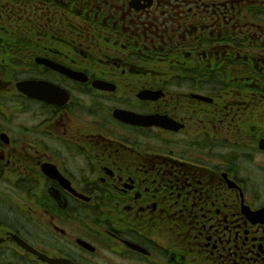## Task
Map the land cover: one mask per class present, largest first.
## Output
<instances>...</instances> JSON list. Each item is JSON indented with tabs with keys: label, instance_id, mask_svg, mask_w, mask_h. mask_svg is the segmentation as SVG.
Here are the masks:
<instances>
[{
	"label": "flooded vegetation",
	"instance_id": "1",
	"mask_svg": "<svg viewBox=\"0 0 264 264\" xmlns=\"http://www.w3.org/2000/svg\"><path fill=\"white\" fill-rule=\"evenodd\" d=\"M1 195L0 264H264V0H0Z\"/></svg>",
	"mask_w": 264,
	"mask_h": 264
},
{
	"label": "water",
	"instance_id": "2",
	"mask_svg": "<svg viewBox=\"0 0 264 264\" xmlns=\"http://www.w3.org/2000/svg\"><path fill=\"white\" fill-rule=\"evenodd\" d=\"M18 243L23 249H29V247L27 245H24L21 241H19Z\"/></svg>",
	"mask_w": 264,
	"mask_h": 264
},
{
	"label": "rangeland",
	"instance_id": "3",
	"mask_svg": "<svg viewBox=\"0 0 264 264\" xmlns=\"http://www.w3.org/2000/svg\"><path fill=\"white\" fill-rule=\"evenodd\" d=\"M258 20H259V19H257L256 21H258ZM256 21H255V22H256ZM1 198H3V196H2V195L0 196V200H1ZM11 203H13V202L11 201Z\"/></svg>",
	"mask_w": 264,
	"mask_h": 264
}]
</instances>
